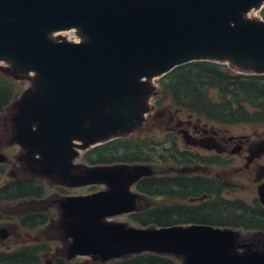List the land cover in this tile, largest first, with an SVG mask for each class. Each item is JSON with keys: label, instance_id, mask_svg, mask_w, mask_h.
<instances>
[{"label": "water", "instance_id": "obj_1", "mask_svg": "<svg viewBox=\"0 0 264 264\" xmlns=\"http://www.w3.org/2000/svg\"><path fill=\"white\" fill-rule=\"evenodd\" d=\"M263 7L264 0H0V73L30 81L14 103L12 142L27 151L32 173L72 188L106 187L60 202L69 260L156 254L181 264H264V240L235 229L110 221L140 211L133 188L152 168L73 162L139 131L155 81L178 67L211 62L264 76V20L251 16ZM72 30L79 42L62 36ZM252 153L264 154V142ZM258 194L264 205V184Z\"/></svg>", "mask_w": 264, "mask_h": 264}, {"label": "flooded vegetation", "instance_id": "obj_2", "mask_svg": "<svg viewBox=\"0 0 264 264\" xmlns=\"http://www.w3.org/2000/svg\"><path fill=\"white\" fill-rule=\"evenodd\" d=\"M0 78L6 79L10 85H14L16 89L18 88L16 95L0 111L5 133V136L0 138V144L4 142V144H7L5 147L13 149L11 156L18 163L16 170H14L13 164L8 159L6 162L0 163V181L6 173L12 178L11 181L0 185V204L24 201L20 210L16 213L12 212L6 217L3 215L5 207H0V218L2 217L5 221L7 218L11 221V223L9 221L0 223V234L1 230H6L10 238L14 230L19 229L26 237L36 241L34 244H20L14 250H6L5 252H12L24 247L43 246L45 250L38 252L39 256L43 257L42 260L47 262L46 257L52 255L56 260L48 262V264H64L62 259L57 258L61 250L53 249L54 242L57 240L63 242L65 239L68 241L63 227L64 214L60 202L67 197L94 194L96 192L95 186L83 187L88 188L90 191L80 193L79 189L81 188L61 185L50 177L37 175L29 170L25 163L27 151L12 142V122L10 119L14 115L15 101L29 88L30 81H14L9 76L1 73ZM22 85L25 86L24 89ZM159 89L152 99V108L147 115L148 118L150 117L149 120L146 118L145 127L143 129L141 127V130L139 129L133 135L137 137L138 143L142 147L144 142L149 140L153 150V154H148V156H152L151 159H148V161L142 160L139 164L151 166L154 174L151 177L142 179L138 184L146 179H154L157 182H184L188 188L194 189L197 193V195L190 196L186 202L195 207L203 205V209L207 208L209 204H217L219 202L230 203L235 208L242 205L250 211L264 209L258 194L259 187L264 184V154L253 157L252 153L259 142L249 143L250 140L246 139L245 143H242L234 137L226 136L222 131H225L224 126H228V123L208 121L195 115L191 116L198 118L196 123L191 121V116H189L190 120L187 122L182 120L181 116L185 110L179 107L177 109L173 104L168 105L169 92L162 88ZM226 129L228 130V127ZM145 145L149 146V144ZM89 152V150L84 151L81 158L79 157L82 165L92 166L85 159V155ZM238 158L244 161L245 171L254 172L253 176L250 174L252 179L248 178L253 186L256 185V197L252 200V203L223 197L226 191L237 192L238 188L241 190L250 189V184L242 183L231 173V166ZM138 184L135 189L140 196V212H150L168 202H173V200H168L158 195L150 196L145 191L139 190L137 188ZM18 187L23 189V194H14L13 200L9 202L1 201L6 192ZM201 193L203 194L200 195ZM24 221L28 226L22 225ZM203 225L219 227L212 224ZM229 229L241 232L247 241L264 240V236L257 234L255 231L237 228ZM49 231L53 232L49 233ZM47 233H49L48 237L52 240H46L43 237ZM0 241L3 242V245L6 242V240H1V237ZM48 245H50L49 250L46 249ZM68 245L67 243V247ZM63 250V252L66 251L64 246Z\"/></svg>", "mask_w": 264, "mask_h": 264}, {"label": "trees", "instance_id": "obj_3", "mask_svg": "<svg viewBox=\"0 0 264 264\" xmlns=\"http://www.w3.org/2000/svg\"><path fill=\"white\" fill-rule=\"evenodd\" d=\"M165 77L162 89L169 92L168 96L176 107L192 115L204 120L224 123L264 122V76L240 75L226 65L196 62L176 68ZM211 89L219 92L220 102L209 98L208 92ZM16 91H18L16 87L10 85L7 80H0V111L8 105L16 95ZM148 154H153L151 142L145 141L142 147L137 137L133 136L98 146L86 154L85 159L92 165L139 163L151 159L152 156ZM137 188L150 196L158 195L173 200L153 211H141L130 216L132 223L141 227L212 224L255 231L264 236V209L250 211L242 205L235 208L227 202L209 204L205 209L203 205L195 207L186 200L197 193L194 189L188 188L184 182H157L154 179H146L139 183ZM17 193L23 194L24 191L19 187L14 188L6 192L1 201L9 202ZM22 225L28 226L25 221ZM46 249L49 250L50 245L46 246ZM43 250L45 248L39 246L24 247L12 252L0 251V264H42L43 257L39 256L38 252ZM140 256L112 261L108 264H180L172 257H160L161 255L156 254Z\"/></svg>", "mask_w": 264, "mask_h": 264}, {"label": "rangeland", "instance_id": "obj_4", "mask_svg": "<svg viewBox=\"0 0 264 264\" xmlns=\"http://www.w3.org/2000/svg\"><path fill=\"white\" fill-rule=\"evenodd\" d=\"M251 16L254 17V18H258V19H263L264 20V9L261 10V11H257V12L254 11L251 14ZM62 36H64L65 38H67L70 41L79 42V38L77 37L76 31H74V30L68 31V32H64V33H62ZM165 79H166V77H164L163 79H159V80L155 81V84L158 87V90H160L159 88H162L161 87L163 85L162 82H164ZM17 87H18V85H17ZM22 87L24 89L25 86L22 85ZM16 90H18V88ZM21 90H22V88H21ZM208 94H209L208 96H209L210 99H212L213 101L220 102L221 98H220L219 92L217 90L211 89V90H209ZM168 102H169L168 105L169 104H173L171 98H168ZM191 115L192 114L188 113L187 111H183V115L181 116V119L187 122V121L190 120L189 116H191ZM149 118L147 117L148 120H149ZM1 119L2 118L0 117V138L5 136V133L3 131V122H1ZM197 119L198 118L191 116V121L192 122L196 123ZM228 124H229L228 126H224V128H225L224 130L225 131L221 130L222 132L225 133L226 136L234 137L239 142H242V143H245L246 139L250 140L249 143H252V142H257V143L258 142L259 143L264 142V122H257V123H248V122L240 123V122H238V123H228ZM145 125L146 124H144L141 129H143L145 127ZM227 127H228V130L226 129ZM212 128L216 129L215 127H212ZM184 145L186 146V144H184ZM5 146H7V144H4V142H3V144H0V153L4 154L7 157V159L13 164L14 170H16V166H18V163L11 156V152L13 153V149L12 148H7ZM96 148H98V147H95V149ZM16 150H17V148H16ZM90 150H93V148H91ZM80 158H77L73 162L76 163V164H81L80 163L81 162ZM243 163H244V161L240 160V158L236 159L234 161V163H233V166H231V173H232V175H234V177L238 178V180L242 181V183H244L246 185L250 184V187H249L250 189L249 190H241L240 188H238L237 192L226 191L224 193L223 197L224 198H228V199H233V200H236V199L244 200V201H247L248 203H252V200L256 197V187H255L256 185L253 186L252 182H250L248 180V178H250V174L253 176L254 172L245 171L244 170L245 166H243ZM116 164H135V163L119 162V163H116ZM137 164H139V163H137ZM96 165H106V164H96ZM156 165H157V163H156ZM92 166H94V164ZM147 166H149V165H147ZM250 179H252V178H250ZM253 179H255V178H253ZM11 180H12V178L9 177L8 173H6V174H4L3 179L0 181V185H3V184H5V183H7V182H9ZM95 189L97 191H99V190H102V189H106V187L104 185L103 186H96ZM133 190L135 192L137 191L135 188H133ZM89 191L90 190L88 188L79 189L80 193L89 192ZM23 203H24V201H18V202H14V203H5V204H0V207H5L3 215L6 217L7 215H10L12 212L16 213L18 210H20L21 209V204H23ZM7 221H9L7 218H6V221L4 219H2V217L0 218V223L1 222H7ZM110 221L123 222V223L127 222L131 226L140 227L136 223H130L128 216H119V217L113 218ZM9 222L11 223V221H9ZM51 232H53V231H49V233H51ZM49 233H47L46 235L43 236L44 238H46V240H52L50 237H48ZM57 241L54 242L53 249L54 250H56V249L61 250V253L59 255H57V256H59V258L61 257L60 259L63 260L64 264H103L100 261H95V260L90 259V258H82V257H78V258H74L72 260H69L68 259V253H69L70 240L68 239V241H67V240L64 239L63 242L61 240L60 241L57 240ZM34 242H36V241L33 240V239H30L29 237H26L24 234H22L20 232L19 229H17V230H14L12 236L10 238H8V240L6 242H4L5 243L4 245L2 244L3 242L0 241V250H3V251L14 250L15 248L19 247L20 244H25V243L26 244H32V243L34 244ZM67 243L69 244L68 247H67ZM63 246H64V249L66 250L65 252H62V251H64L63 250ZM46 260H47V262L45 260H42V263L43 264H46V263L48 264V262H54L56 260V258L53 257L52 255H49V256L46 257Z\"/></svg>", "mask_w": 264, "mask_h": 264}, {"label": "bare ground", "instance_id": "obj_5", "mask_svg": "<svg viewBox=\"0 0 264 264\" xmlns=\"http://www.w3.org/2000/svg\"><path fill=\"white\" fill-rule=\"evenodd\" d=\"M72 34V33H71ZM41 180V179H40ZM260 198V197H259ZM154 226V225H153ZM8 240V239H7ZM6 240V241H7ZM3 244V243H2ZM63 252V251H62ZM59 256H57V258H58ZM141 257V256H140ZM160 257H162V256H160ZM61 258V257H60ZM137 258V257H136ZM165 258V257H164ZM132 260V259H131ZM135 260V259H134ZM126 261V260H125ZM108 264V263H107Z\"/></svg>", "mask_w": 264, "mask_h": 264}]
</instances>
